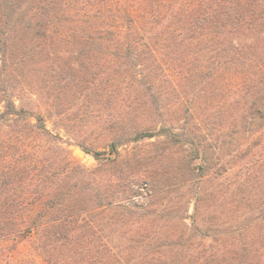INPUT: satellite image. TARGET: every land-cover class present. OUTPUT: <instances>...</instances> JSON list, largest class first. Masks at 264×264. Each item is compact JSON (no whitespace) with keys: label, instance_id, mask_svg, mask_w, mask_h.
Masks as SVG:
<instances>
[{"label":"trees","instance_id":"1","mask_svg":"<svg viewBox=\"0 0 264 264\" xmlns=\"http://www.w3.org/2000/svg\"><path fill=\"white\" fill-rule=\"evenodd\" d=\"M248 32L256 36L245 44L225 38ZM262 35L264 0H0V248L36 235L35 248L49 264H126L100 246L96 223L87 218L91 208L92 213L121 209L125 217L139 206L121 202L143 197L140 209L154 206L147 215L156 214L158 164L171 149L190 148L187 171L179 167L177 173L182 182H189L188 173L196 180L211 172L223 177L236 159L242 168L252 167L246 142L264 128ZM69 49L77 50L74 56L67 57ZM85 64H91L90 74L82 73ZM26 66H33L49 88L56 116L64 122L72 120V104L82 96L88 101L91 90L101 103L125 100L128 115L151 102L158 117L166 113L177 122L184 119L182 131L165 126L156 132L152 126L121 133L113 139L115 149L162 135L169 141L161 149L122 159L104 160L92 152L99 165L91 171L54 161L43 147H35L36 141L60 139L42 116L16 105L6 84L10 78L17 81ZM219 82L223 86L213 94L227 97L222 115L219 109L210 115L181 102L182 84L213 88ZM84 105L86 111L91 104ZM118 120H112V128ZM235 143L239 150L221 164L219 151ZM197 159L198 174L192 167ZM88 197L91 208L85 204ZM263 211L257 222L261 227ZM204 246L205 259L195 264H264V254L244 242L222 258Z\"/></svg>","mask_w":264,"mask_h":264},{"label":"rangeland","instance_id":"2","mask_svg":"<svg viewBox=\"0 0 264 264\" xmlns=\"http://www.w3.org/2000/svg\"><path fill=\"white\" fill-rule=\"evenodd\" d=\"M250 33H241L235 38L225 35V38L229 41L236 39V43L245 44L251 41L250 37L256 36ZM262 38L264 39V35ZM73 51L77 50L69 49L67 57L74 56ZM86 58L91 60L93 57L88 55ZM89 63L93 64L94 61ZM91 64L83 65V74L91 73ZM17 78V81L15 78H10L6 82L16 105L25 109L30 115L42 116L48 131L60 139L51 144L38 139L35 147H43L50 159L65 164L70 163L71 167H81L88 171L97 168L99 163L92 152H99L102 159L111 160L161 149L160 146L169 141L164 135L118 146L117 149L112 143L114 137L121 133L125 135L131 133L133 129L152 126H156V132L167 126L168 129L171 128L179 133L185 121L182 119L177 122L176 117L168 116L166 113L165 116L158 117L153 111L154 105L148 101L141 110L128 115L125 110L127 106L125 100L119 104L106 100L101 103L99 99L93 97L91 90H87L88 101L82 96L83 101L72 104L69 115L72 120L64 122L56 116L57 109L52 104L49 88L40 80L33 66L22 68ZM219 83H215L213 88L204 84L197 86L182 84L179 87L181 102H184L185 106L189 104L190 107L194 106L200 113L207 111L210 115H214L219 109L221 114L223 111L221 105L227 97H217L213 94L216 87L222 88L223 83ZM109 89L114 90V87L109 85ZM120 89L125 90V86L121 85ZM117 90L118 87L114 91ZM66 100L67 97L63 102ZM88 102L92 106L84 111V104ZM60 103L62 105V102ZM59 109L62 107L60 106ZM1 111H3V103L0 102ZM116 118H119V124L112 128V120ZM189 123L188 127L193 120ZM78 143L83 144L91 153L84 151ZM246 146L251 147L248 159L254 164L252 167L244 169L240 161L235 162L238 161L236 159L223 177L214 178L211 172L209 176L196 180L194 174L190 176L188 173L189 182L188 180L182 182L183 179L177 173L179 167L183 172L187 171L185 167L191 160L190 148L185 146L182 150L171 149L169 155L158 164L161 172L157 180L159 192L152 201L157 210L154 215L152 213L147 215L148 210L153 211L154 206L146 210L140 209L142 207L140 205H144L145 202L143 197L121 202L130 208L139 206L138 209L134 208L137 210L135 214L130 213L125 217L121 209L92 213L93 206L89 204L91 200L89 197L84 198L85 204L90 205L91 208V214H88L87 218L96 223L95 226L98 228L102 241L100 246L106 245L126 264H195L197 261L201 263L205 259L204 245L221 253L222 258L235 253L242 242L264 254V227L257 225L260 212L264 210V128L248 137ZM231 147H234L230 148L231 151H228L230 150L228 148L221 152L218 150L221 164L231 159V155L239 150L236 143ZM200 164V159L192 163L196 174L199 173ZM168 185L170 186L165 189L164 187ZM197 205L199 208L196 211ZM194 216H196V227L193 226ZM211 232H215L214 238ZM35 242L36 235H32L17 246H13V241L6 242L0 248V264L27 262L49 264L36 250Z\"/></svg>","mask_w":264,"mask_h":264}]
</instances>
